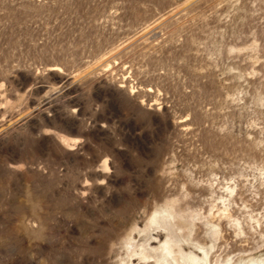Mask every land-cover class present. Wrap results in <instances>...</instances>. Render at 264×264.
Returning <instances> with one entry per match:
<instances>
[{"label":"rangeland","instance_id":"374dc122","mask_svg":"<svg viewBox=\"0 0 264 264\" xmlns=\"http://www.w3.org/2000/svg\"><path fill=\"white\" fill-rule=\"evenodd\" d=\"M168 206L264 264V0H0V264H155Z\"/></svg>","mask_w":264,"mask_h":264},{"label":"bare ground","instance_id":"6f19581e","mask_svg":"<svg viewBox=\"0 0 264 264\" xmlns=\"http://www.w3.org/2000/svg\"><path fill=\"white\" fill-rule=\"evenodd\" d=\"M225 215L227 216V214ZM182 221L183 216L179 215L172 206H168L161 213L155 212L151 216L150 222L162 226L166 231L165 240L157 248H152V251L159 254L158 258L155 259V264H196L201 259L204 261L209 260V253L206 251L205 246L194 238L195 235L191 226L187 228L189 230L188 235L186 237L183 236ZM207 225L210 229L216 230V234L220 233V224L208 222ZM177 234H180L179 238ZM185 245L197 246L203 251L204 257H199L194 251H187ZM134 254L145 259L148 257L145 252L139 253L137 251ZM222 264H229V261Z\"/></svg>","mask_w":264,"mask_h":264}]
</instances>
